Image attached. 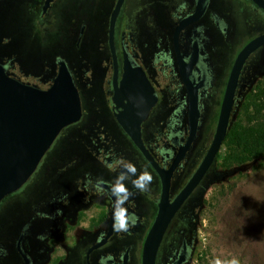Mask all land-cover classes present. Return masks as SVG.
Segmentation results:
<instances>
[{
  "label": "flooded vegetation",
  "instance_id": "1",
  "mask_svg": "<svg viewBox=\"0 0 264 264\" xmlns=\"http://www.w3.org/2000/svg\"><path fill=\"white\" fill-rule=\"evenodd\" d=\"M6 27L22 40L17 52ZM263 28L264 10L252 0H0V66L48 89L64 61L82 110L28 182L0 203V264H149L163 181L120 119L140 124L146 150L169 177V213L213 142L239 53ZM263 48L242 68L232 117ZM32 55L38 66L26 62ZM125 61L141 71H126ZM81 139L90 143L85 150L64 147ZM213 165L173 214L154 264L197 259Z\"/></svg>",
  "mask_w": 264,
  "mask_h": 264
},
{
  "label": "water",
  "instance_id": "2",
  "mask_svg": "<svg viewBox=\"0 0 264 264\" xmlns=\"http://www.w3.org/2000/svg\"><path fill=\"white\" fill-rule=\"evenodd\" d=\"M52 1L46 0V6ZM252 1L264 10V0ZM116 17L117 12L112 16L110 27L113 53ZM263 46L264 34L247 44L239 53L231 72L213 142L198 170L171 206L169 213H165L164 210V206L168 204L169 177H164V172L146 150L141 138L140 124L130 125L120 119L123 129L150 161L163 181L161 211L152 231L151 249L145 251V262L154 264L157 247L173 214L204 178L224 145L231 124L240 73L248 58ZM114 59L117 69L115 54ZM124 69L141 71L140 68H134L128 61H125ZM128 78L126 74L123 80ZM81 115L79 93L64 61L59 62L57 76L48 89L35 88L10 78L0 66V203L28 182L61 131L77 123ZM195 132L196 125H193L191 139Z\"/></svg>",
  "mask_w": 264,
  "mask_h": 264
},
{
  "label": "rangeland",
  "instance_id": "3",
  "mask_svg": "<svg viewBox=\"0 0 264 264\" xmlns=\"http://www.w3.org/2000/svg\"><path fill=\"white\" fill-rule=\"evenodd\" d=\"M4 32L7 37L13 34L11 49L17 52L22 45L21 38L15 36L14 28L6 27ZM33 58V55L26 56L25 60L33 67L38 66L37 62L31 63ZM253 60L256 64L252 88L231 122L240 120L245 123L246 113L253 111L256 86L264 85V48ZM75 61L69 57L70 66L77 65ZM262 115L264 118V111ZM73 141L65 140L64 147L85 150L84 145L90 144L84 139ZM58 143L53 151L61 149ZM225 154L223 145L201 201L197 259L192 264H264V160L243 166H225Z\"/></svg>",
  "mask_w": 264,
  "mask_h": 264
},
{
  "label": "trees",
  "instance_id": "4",
  "mask_svg": "<svg viewBox=\"0 0 264 264\" xmlns=\"http://www.w3.org/2000/svg\"><path fill=\"white\" fill-rule=\"evenodd\" d=\"M253 111L246 113L245 123L231 122L224 145L225 166H243L264 160V85H257L252 100Z\"/></svg>",
  "mask_w": 264,
  "mask_h": 264
}]
</instances>
